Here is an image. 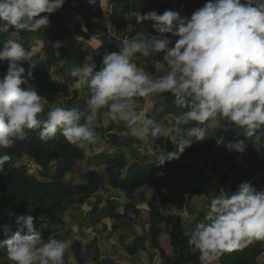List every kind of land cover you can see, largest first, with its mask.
<instances>
[{"label": "clouds", "instance_id": "9594fccd", "mask_svg": "<svg viewBox=\"0 0 264 264\" xmlns=\"http://www.w3.org/2000/svg\"><path fill=\"white\" fill-rule=\"evenodd\" d=\"M64 3L0 0V33L43 29L50 24V14ZM125 19L129 32L134 19L136 24L149 22L154 34L140 31L123 40L118 51L102 56L98 70L95 63L72 69L77 87L89 92L83 110L55 106L45 113L48 101L30 83L31 52L14 38L0 42V62H7L0 76V149L10 148L26 130H38L43 142L59 133L71 145L95 144L94 129L103 118L123 122L128 135L142 142L137 148L143 152L149 137L155 140L161 129L140 110L138 98L163 93L171 94L175 105L185 110L175 118L176 151H150L151 165L159 168L178 160L185 149L206 140L208 130L221 127L222 122L237 126V136L244 138L229 141L225 145L229 151L243 154L246 138L259 140L257 130L264 128V0H206L190 17L166 9L162 14L131 11ZM167 34L178 37L174 44ZM159 53L163 57L156 63L157 75L135 63ZM21 62L30 65L27 71ZM180 125L190 126L185 130ZM11 159L7 153L0 155V170ZM206 208L187 241L199 253L200 264H219L224 254L264 241V189L257 190L250 181L241 182L235 192L214 195ZM35 221L32 215L20 214L14 225L0 226V249L7 261L64 264L70 242L52 236L45 240Z\"/></svg>", "mask_w": 264, "mask_h": 264}, {"label": "crops", "instance_id": "0c3cea01", "mask_svg": "<svg viewBox=\"0 0 264 264\" xmlns=\"http://www.w3.org/2000/svg\"><path fill=\"white\" fill-rule=\"evenodd\" d=\"M75 10L86 13V9H81L78 0H69ZM66 2V0H65ZM165 2L171 10L178 11L183 16H190L192 12L202 7L206 0H156V3ZM88 4L99 3L104 13L109 15L114 21L108 29L109 35L117 41H122L135 36L129 32V21L125 19L127 13L139 11L143 5V0H87ZM65 4V3H64ZM153 5L152 7H155ZM67 9V8H66ZM68 14L63 16L64 24L68 29L66 37L61 42H45L38 36L28 34L19 39V43L24 45L27 51L31 52V60L28 61L32 68L38 70L46 69V62L57 53L60 47L64 50H73L72 24L76 22L75 11L67 9ZM93 21L102 24L99 18ZM135 32H153L149 22L136 24L133 19L130 22ZM80 41L86 50L84 64L95 63L97 70L101 66L102 56L108 52L104 45L92 47L87 44L89 35L87 33L73 37ZM169 38L173 44L178 37ZM172 46V45H170ZM163 53L155 56L143 57L135 60L138 67L145 68V71L157 75L156 63L162 62ZM26 71L30 67L25 62H21ZM66 67L72 69L78 67L72 60L63 59L53 64L49 71L50 81L60 82L68 87V95L61 91L50 92L46 86L38 81H30L34 85L38 95L46 98L45 113L49 107H79L82 110L86 107V100L89 96L87 88L77 87L76 78L71 76V72L64 75ZM140 110L155 119L160 126L159 136L162 140L158 143L152 140V151L159 152L162 149L174 152L176 146L173 145L175 138V118L183 111L174 103V97L169 93H163L152 97L138 98ZM155 107H164L166 114ZM156 112V111H155ZM44 114H41L43 116ZM83 122V121H82ZM185 129L184 125H180ZM27 131V130H26ZM38 132V130H34ZM97 140L95 144L86 143L84 146L72 145L74 151L81 153L84 160L89 162L90 173L98 181V188L83 196H70L68 193L76 185L86 183V173L80 170L69 169L62 159L54 161L36 162L34 158L22 146H11L7 148L13 151L12 165H25L29 174L34 178V188L23 200H13L7 193H0V211L4 217V224H13L16 215H32L34 212V199L36 186L39 183H56L64 192L53 201L58 202L62 211L57 215V220L52 222L46 216L37 218L41 229H49L50 236L57 240L69 241V248L64 257V264H166L157 249L151 246V239L148 232L149 206L148 197L145 191L136 194H128L119 187L111 184L112 179H119L124 182H133L146 169L151 173L158 171L168 172L179 176L181 185L186 196L190 195L188 205L181 209L176 208L169 201H163L160 212L164 223L169 215L179 214L184 236L189 238V233L195 224L202 220L207 211L206 205L214 195L235 192L237 186L243 181H250L257 190L264 189V156L258 154L251 159L255 164L250 171L229 170L224 165L218 169L210 168L211 158L219 153L221 141L215 149L209 152L191 146L180 155L178 160L166 162L162 167H156L149 163L150 156L145 150L139 151L126 133L123 122H110L101 118L95 129ZM216 128L208 130V136H212ZM257 140L254 137L246 138V145L252 141L264 147V128L257 130ZM97 149H100L97 154ZM91 153V154H89ZM111 157L117 159V163L108 161ZM243 161L250 160L247 150L239 154ZM98 158L93 161L91 159ZM224 155L220 154L219 159L223 160ZM196 167V168H194ZM178 185L174 182L162 187V192L166 196L176 194ZM85 205L91 211L85 210ZM162 224L160 227H163ZM13 229H15L13 227ZM49 236V237H50ZM142 237L138 247L131 249L138 243L137 238ZM46 240V239H45ZM261 252V249H260ZM178 250L172 249V254L176 255ZM261 255H263L261 253ZM0 264H10L6 259V253L0 249ZM184 264H200L199 257ZM219 264H233V253H226L219 260Z\"/></svg>", "mask_w": 264, "mask_h": 264}, {"label": "trees", "instance_id": "16d2710c", "mask_svg": "<svg viewBox=\"0 0 264 264\" xmlns=\"http://www.w3.org/2000/svg\"><path fill=\"white\" fill-rule=\"evenodd\" d=\"M78 1L81 5V9H86V13L75 10L71 2L66 0L65 4L57 12L50 14L49 26L34 32L23 30L17 33L15 30H10L8 33H0V42L9 38H14L19 41L20 38L28 34L36 35L45 42H61L69 32L64 24L63 16L68 14L67 9L75 11L76 22L72 24V31L70 33L73 50H64L63 47H60L57 53H54L46 62V69L38 70L32 68L33 78L31 81L40 82L45 85L50 92L61 91L62 94L68 95L69 91L66 85L57 81H50L49 71L53 64L63 59L74 61L78 67L84 64L86 50L80 41H76L73 38L74 36L87 33L89 35L87 39V44L89 46L100 47L104 45L108 52L118 51L120 47H122V41H117L109 35L108 29L113 24L114 20L104 13L99 3L88 4L87 0ZM155 4L156 6L152 7ZM166 9H171V7L165 2L156 3V0H143L140 13L143 14L154 10L158 14H162ZM94 17L99 18L102 24L93 21ZM134 34L137 33L133 29L132 35ZM0 64H2L5 69L7 68L6 61L0 62ZM70 72V67H66L64 75ZM157 110H160L162 114H166V109L164 107H155L153 110L154 114L158 113ZM181 110L183 111L184 109L182 108ZM184 126L186 130L190 125ZM239 132L240 129L237 126L222 122V126L216 128L212 136L206 137V140L194 143L192 146L205 151L208 156L209 152L213 151L218 142L221 141L220 151L218 155L211 158L210 168L218 169L221 165H224L226 168L233 171H250L255 165L251 159L256 158L258 154L264 156V147L258 145V150L256 151L254 148L256 142L252 141L246 147L250 160H241L239 153L229 151L225 147L229 141L244 139L242 136H237ZM258 133L257 131V135ZM161 140L162 137L158 135L153 142L158 143ZM12 146L25 147L26 151L36 162L62 159L69 169L85 172L86 183L74 186L68 193L70 196L88 195L94 192L99 186L95 176L88 171L89 162L83 159L80 152L74 151L72 145L64 140L59 133L54 140L43 142L38 138L36 131L27 130L25 136L20 139H15ZM5 153L11 156L13 155V151L11 150L0 149V155ZM220 154L224 155L223 160L219 159ZM97 159L98 158H93L91 160L95 161ZM107 160L117 163V159L111 157H108ZM170 182H174L178 185V191L174 195L166 196L162 192V187ZM111 184L114 187H119L128 194H136L141 191L146 192L149 206L148 232L151 239V246L158 250L160 256L165 259L166 264H184L199 257V253L194 251L187 243L188 237L183 234L179 214L169 215L167 221L164 223L160 212L162 202L165 200L172 203L178 209L188 205L190 195L186 196L179 176L162 171L151 173L146 169L133 182L129 183L119 179H112ZM33 188L34 178L29 174V170L25 165L15 166L11 164L10 160L6 162L3 170H0V193H7L13 200H23ZM63 193L62 189L56 183H39L36 186L33 216L36 217V227L41 232L44 239L50 236V230L41 229L38 225L37 218L44 215L50 221H56L57 215L62 209L58 202L53 200L60 197ZM3 222L4 217L0 211V226L3 225ZM162 224L164 226L160 227ZM2 235L3 234L0 233V238H2ZM141 239V236L137 238L138 243L131 251H134L138 247ZM261 243L262 241H255L243 250L232 252L233 264H264V255H261L260 252ZM174 248L178 250L176 255L172 254V249ZM2 252L5 253L3 249Z\"/></svg>", "mask_w": 264, "mask_h": 264}, {"label": "built area", "instance_id": "2783aa9c", "mask_svg": "<svg viewBox=\"0 0 264 264\" xmlns=\"http://www.w3.org/2000/svg\"><path fill=\"white\" fill-rule=\"evenodd\" d=\"M126 133H127V129H126ZM128 135V133H127ZM128 137L131 139L132 143L137 146V145H140L142 142L136 140L135 138L131 137L130 135H128ZM144 147V150L149 153L150 151H152V140L151 138L149 137V140L146 144L143 145ZM260 249H261V253L264 255V241H262L261 245H260Z\"/></svg>", "mask_w": 264, "mask_h": 264}, {"label": "rangeland", "instance_id": "374dc122", "mask_svg": "<svg viewBox=\"0 0 264 264\" xmlns=\"http://www.w3.org/2000/svg\"><path fill=\"white\" fill-rule=\"evenodd\" d=\"M5 71H6L5 67L2 64H0V76H3V74L5 73Z\"/></svg>", "mask_w": 264, "mask_h": 264}]
</instances>
